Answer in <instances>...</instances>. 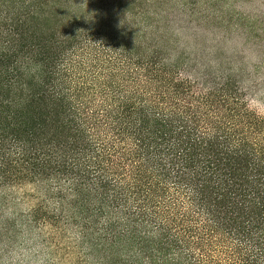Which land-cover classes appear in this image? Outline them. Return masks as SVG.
Instances as JSON below:
<instances>
[{"label":"trees","instance_id":"16d2710c","mask_svg":"<svg viewBox=\"0 0 264 264\" xmlns=\"http://www.w3.org/2000/svg\"><path fill=\"white\" fill-rule=\"evenodd\" d=\"M68 1L0 0V188L72 264H264V119Z\"/></svg>","mask_w":264,"mask_h":264},{"label":"rangeland","instance_id":"374dc122","mask_svg":"<svg viewBox=\"0 0 264 264\" xmlns=\"http://www.w3.org/2000/svg\"><path fill=\"white\" fill-rule=\"evenodd\" d=\"M225 0H69L68 5L77 14L83 15L85 20L102 22L103 18L111 20L110 26L121 31L128 28L133 31L131 38H152L154 43L150 47L149 41L143 45L147 54L157 51L166 62L177 63L181 78L193 83L196 90L202 92L206 88L228 82L238 100H243L248 109L257 104V101L249 100L239 89L238 82L227 74L226 69H212L199 58H189L175 49L173 41L168 35V26L173 20L190 19L200 24H219L226 29L239 30L243 28L250 43L264 49V20L247 22L233 14L223 11ZM127 34V31H125ZM148 47V48H147ZM171 55L177 59L172 60ZM252 111V110H251ZM6 189V190H4ZM42 194L38 184L23 183L12 188H0V217H10L16 226L27 225L31 208L39 204ZM27 221V224H26ZM32 228V227H31ZM33 228L44 237L52 254L55 264H72L77 253L74 243L76 235L68 230V239L61 240V231L48 224H37ZM13 234V228H9L8 235ZM70 243V244H69ZM70 255L63 258L61 251L69 245Z\"/></svg>","mask_w":264,"mask_h":264},{"label":"clouds","instance_id":"9594fccd","mask_svg":"<svg viewBox=\"0 0 264 264\" xmlns=\"http://www.w3.org/2000/svg\"><path fill=\"white\" fill-rule=\"evenodd\" d=\"M223 11L254 23L264 20V0H225ZM168 35L184 56L199 58L212 69H226L238 82L241 93L257 101L251 110L264 119V49L250 43L242 27L229 30L219 24L178 19L169 24ZM171 58L175 60L177 56ZM0 264H55V261L38 231L27 225L16 226L10 217H0Z\"/></svg>","mask_w":264,"mask_h":264}]
</instances>
